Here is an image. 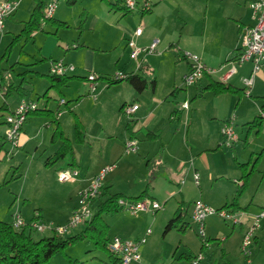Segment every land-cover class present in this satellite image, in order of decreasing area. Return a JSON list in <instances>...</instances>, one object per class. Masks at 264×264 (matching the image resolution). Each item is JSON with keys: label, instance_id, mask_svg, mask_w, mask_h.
I'll list each match as a JSON object with an SVG mask.
<instances>
[{"label": "crops", "instance_id": "0c3cea01", "mask_svg": "<svg viewBox=\"0 0 264 264\" xmlns=\"http://www.w3.org/2000/svg\"><path fill=\"white\" fill-rule=\"evenodd\" d=\"M1 1L2 0H0V2ZM16 1H18L17 9L4 20L5 22L8 21V19L13 18V16L16 14L18 15V12L21 11V3L23 0ZM48 1L50 0H45V2ZM165 1L166 0H149L150 9L147 11H141V8L139 7L142 3V0H139V7L136 9L139 13L138 20L136 17L135 20L133 18L134 21L137 20V26L142 27L141 34L139 35H134L133 33L134 29L132 26L134 21H130L132 17L129 18V16H127L129 13H114L116 10H110L107 8V12L104 10L106 15L105 24L116 27L118 29V34L110 35L106 40L103 41V44L100 40V45H90L87 43V39L83 38L81 36L82 33H80L76 37L77 42L75 43V47L71 46L70 48L68 46L66 48V50L73 49L69 52L65 53L61 51H55L51 53H42L43 51L41 50L39 51L41 54L40 61L34 57V60H38L34 62H40L35 66H30L31 63L29 61H22L20 65L22 77L20 78L21 80L19 82H21L23 89L21 94L15 93L17 94L16 100H11L10 102L9 99H6V105L8 107L7 114L11 112L16 106H18L17 104L20 103L21 100L35 101L39 111L31 112L27 115L26 120L21 128V132L18 136V145L15 148H26L31 143L33 144L34 141L36 142V144H34V149L37 151L38 148L45 146L44 142L47 140H49L50 144L58 143L59 145L60 141H56L54 143L51 142V135L54 126L51 120L55 118L62 128L64 135L68 138L69 134H66L64 126L71 128L72 136L69 139L72 140L74 156L73 165L67 164L66 160L62 159L61 164L56 167L55 171L65 167H74L78 170V176L74 181H70V183L74 184V190L72 191L73 194L71 196L66 195L63 198L56 196L55 200L53 201V207L55 206L54 214H51V210L40 204L39 206L34 207V212H32L31 215H29L26 219H24L22 216L21 217L23 218L24 222L37 219L48 226L51 224L57 225L66 222L77 203V195L79 191L88 186L89 181H91V179L97 174L101 167L107 164L115 163V166L113 165V169L106 174L103 180L101 195L103 194L106 196L108 194L120 193L123 198L133 199L135 196L139 195V193L146 191V197H150L158 201V198L155 196H160V198L164 199L165 204L171 197L175 196L176 194L180 195V200L177 202V205L173 207V209L167 208L160 214L149 212H138L135 214L130 212L115 213L117 216V218H115V222H118L119 224L117 223L116 227H112V234H109L110 237L118 236L125 239H136L141 236H145V242L138 246L140 251V260L135 263L132 262V264H179L186 258H188L186 259L187 262H190L191 264L192 257H194L198 252L203 253V258L198 262V264H234L232 259H230L231 249L227 243L230 237H227V234L228 232H233L235 225H239V242H241L245 228L243 224H232L222 219V221L224 220V222L231 224L230 229L225 226L215 227L210 223V217L216 218L218 216H208L205 220L204 230L208 239L207 247H203L201 241L195 246L190 245L187 240L184 241V237L186 235L185 231L187 230L188 225H190V222H187L186 220L187 226L185 225V228L174 230V232H176L179 236H177L176 240L173 239V236H167L168 233L173 231V229L168 232L164 231L163 234L159 233L161 229H159L158 233L156 232L159 223H161V226L164 229L165 224L172 217L179 203L185 202V199H183V190L178 189L176 193L172 187L166 189L165 194L157 193L155 188V180L162 175L166 167L167 159H177L181 154L179 148L180 142H182L186 148L188 141L185 138H187L190 127L188 129L184 128V120L191 119L192 122V119L196 113H198V111H205L210 118L214 119V123H217L216 126L214 125V129L212 131L214 133V136L212 134V138L215 139L216 137V139L213 141L217 146L215 148H211V145H207L212 142L210 138L211 134H209L207 137L208 140H206L205 143L206 145L201 147L203 148L202 152L213 151L211 153H215L216 155L219 154V148L224 147L221 144L222 135L220 133V127L227 117H229L228 113H220L224 109V103L227 101V98H225L226 95H234L236 97V102L233 107V110H235L236 113L233 117L234 129L238 134L237 137L239 139L231 147L232 150L235 152L234 149H236L235 146L238 142L245 146L248 138L247 135L251 131H254L256 135L259 134L261 130L264 133V119L262 118H260L261 125H259L258 133H256L255 129L248 132V127L245 125L246 122H250L254 117L257 116L260 110L259 108L264 103V86H259L260 83L264 85V64L261 70L257 71V78L259 82L254 85V80L256 77L254 76L253 84L250 88L249 94L247 95L249 97L255 95L257 97L256 100L249 98H244L242 100L240 99V96L244 93L245 85L244 83L239 85L238 82L240 79L242 81L243 78L249 76L251 72L250 69L252 68V63L250 61L235 64L234 72L228 77H225V70H227L229 67L228 65H225L219 69V67L225 63L226 60L230 59V57L234 58L237 55L239 48V30L242 26L253 23V20L250 17L251 11L246 4V0H205L204 11L200 17L201 28L199 34L192 36V39L189 36L187 40L181 38V36H179L176 40L164 39L162 46L168 44V46H166L168 51L160 53V51H158L160 41L158 38L154 37L163 34L161 32L162 22H160L158 28H156L154 24V17L158 14L161 17L160 5ZM31 4L33 6L34 0H32ZM30 8L25 10L28 12ZM184 8L185 9H183V7L181 8L180 6H176L175 10L177 11V14L180 15L181 19L183 18L184 20L191 22L192 16H194L196 13V9H194V7H192L190 4ZM83 12L85 11H82L81 14ZM65 14L66 12L61 10L60 5H57L56 9H54L52 19L65 22ZM159 15L156 17H159ZM28 17V14L26 17H17L15 20H19V24L16 25L12 23L13 28H15V26L22 28L24 21H26ZM99 20V16L97 15H92L91 17L87 16L85 19V24L88 26V28L95 30L98 26ZM49 23H52V20ZM10 25L11 24L8 22V28ZM51 25L56 26L54 23ZM5 26L6 25L4 24V29ZM137 26H135V28ZM55 28L57 30L59 27L56 26ZM31 35L33 37V44H37V40L40 38L38 37L39 33L32 32ZM123 38L126 41L124 42L125 45L123 52L126 50L130 51V48L127 45V41L129 39H132L138 46H146L150 44L152 40L156 39L158 40L156 51L150 54H140L136 59L137 61L131 60V56V58L127 56L124 58L125 60H122L121 55H118V59L114 64L115 67L112 66V64L108 65L105 60V53L110 50H115L116 46ZM42 39L44 40V38ZM60 41L63 42L65 39L61 38ZM26 42L27 40H24V43ZM64 46L66 47L67 43ZM183 51H189L198 55L201 61L207 67L214 68L216 71L212 74L204 72V74L194 84L185 85L183 78L188 72L189 64L182 56ZM21 53L24 54L27 52L21 49ZM128 55L130 54L128 53ZM169 55H171L170 58L172 57V61L169 60L170 58L168 59ZM66 58L69 59L65 60ZM57 59H61L65 63L70 62L74 66V69L72 72L64 75L71 78L67 81L66 85H63V90L60 91V97L57 99L56 111L54 112L52 107L49 105L48 94H50L49 92L51 89H59V87L62 86H51V81L49 78L51 75L49 73V63L51 60ZM167 59L169 61H167ZM43 60H47L45 66ZM121 62L122 65L118 67ZM140 63H143L144 66H147L146 71H151V74L154 75L155 86H153V89L147 87L142 91L137 92L126 80H122L117 83H109V77L112 76V74L116 71H121L124 73H142L143 70L140 68L141 66H139ZM164 64H170L168 67L171 68V71L168 72L167 75L163 74L161 71V68L163 69ZM90 72H95L101 76L98 78L96 83V88L93 92L94 94L89 92L88 82L86 80V75ZM201 81L203 84H201ZM212 81H217L224 85H232V87L241 90L238 93L224 92L221 94H213L210 89L206 88L207 84ZM2 82H6V78L4 76L0 77V85ZM251 90H255L254 93H252ZM83 93L85 95H83ZM11 96H13V94ZM75 96L77 98L79 96H87V98L91 99L89 103H91L92 106V117L88 119V124H90L92 128L96 129L94 131V139L97 138L98 141L104 142V147L91 148V143L88 141L89 130L86 127L87 124L82 119L77 117L72 108L71 113L74 115V120L75 118L79 120L85 134L84 141L82 143L73 142L74 120L70 119L68 116L63 117L64 111L61 109V106L65 105L67 107L66 103ZM41 97L45 98V100L42 101V104L38 105ZM84 97L81 98V100L78 99L76 101L75 105L77 107L82 103L83 100L87 99ZM61 99L64 100L62 105L59 104ZM184 100H188L189 102L187 109L180 107V104ZM3 101H5V99ZM247 101L252 103V107L250 109H247L245 105ZM134 103L138 105V108L130 117H127L126 114H123L120 108L124 104ZM192 104H194L193 111ZM44 108L50 110L52 114L50 116H46L45 112L42 110ZM175 109L180 110L178 120L172 119L171 117V112H173ZM184 110L188 111L186 118L183 117ZM217 119L219 121L216 122ZM128 120L133 121L130 131H127L125 128ZM237 120L241 122V131L245 132L244 138L242 139L240 138L239 132L237 131ZM42 125L46 128L45 132H43V128L40 127ZM4 128L5 129L1 139L3 144L0 145V154L3 153L4 157H6L5 153L10 150V146L8 145L9 147L6 148L7 142L4 138L6 133L5 123ZM139 131H142L141 137L138 136ZM148 131L152 135L147 136L146 133ZM217 136L219 138L221 137V139H217ZM129 138H133L134 141H136L135 151H125L124 143ZM58 145L54 149V152ZM84 147L88 148V151H86L88 153V158L87 156L82 158L81 152L85 151ZM15 148L10 151V156L11 154L16 153ZM122 148L125 154H135V156H126V158H124L122 156L123 154L121 155ZM263 148L264 146L260 149L263 150ZM188 149L189 152L191 150H195L194 152H198L200 150L199 147L194 145V143H190V148ZM256 150L257 149H251L248 155H245L240 159L237 157L236 153L234 155V160L237 167H234L232 172L229 173L230 175H228L233 179H228L227 181L232 180L233 184L226 187V199L233 193V191L236 194V189L243 182L242 171L239 167V163H244L246 161L248 162V160H250L251 165L254 166L253 171L248 176L246 185L243 189L244 191L247 184L250 182L249 186H251V188H249L250 191L248 194H250V196L248 197V201L245 205L236 203L237 205L234 211L243 209L251 213H257L262 208H264V164L262 169H258L257 161L260 158V150ZM77 152H80V154L76 155ZM116 163L119 164V166ZM198 167L194 166L192 168V180L194 172L199 174ZM256 171L261 173L260 180L257 183L255 182L256 180H254V178L250 180L252 177L251 175H253ZM166 178L167 180L171 181V179H168V176ZM183 183L184 180L178 183V186ZM261 185L263 190L262 192H259ZM150 186L152 187V191H150ZM196 186L200 187V183ZM213 202L216 208L223 207L225 204H231L227 203V200L223 201V203L220 201L217 203L215 200H213ZM93 206L94 205L92 204V208ZM230 209L233 208L230 207ZM190 215L191 212H188L186 219H189ZM12 218L13 214L11 219L8 221H12ZM250 218L252 217L250 216ZM149 224H154V232L151 230ZM148 228L151 231L148 235H146L144 232H146V229ZM46 230L49 232V234L46 236L52 235L53 232L51 230ZM260 231L261 229L259 228V230H257L255 233L254 240L252 241L253 243H256L258 240ZM213 240L222 242V247H220L218 257H214V250L218 243L212 242ZM239 242L237 249L239 252H241ZM182 246L183 248H181L182 250H180V254L176 256V253ZM185 256L187 257L185 258ZM218 259L220 260L219 263H217ZM245 262L246 264H251L249 258L246 259Z\"/></svg>", "mask_w": 264, "mask_h": 264}, {"label": "rangeland", "instance_id": "374dc122", "mask_svg": "<svg viewBox=\"0 0 264 264\" xmlns=\"http://www.w3.org/2000/svg\"><path fill=\"white\" fill-rule=\"evenodd\" d=\"M56 0V4L59 6L62 11H65V22L66 26H60L56 30V26L51 25L52 23H49L51 21H47L42 29L33 31L38 32L39 35L37 44H33V37L32 35L29 36L26 43H24V37L20 38L19 40L15 41L10 49L9 52L5 56L4 49L6 45L11 41L12 37L19 33L21 30V27L15 26L13 28V24H19V20H15L17 17H26V15L30 14L29 11L32 9V0H23L21 3V11H19L18 15L16 14L13 16V18L8 19V21H4L5 29H2V32L0 34V77H5L6 82L12 81L18 83L22 77L21 74V63L22 61H29L31 63L30 66H35L36 64H39L40 62H34V61H40L41 54L39 51H43L42 53H51L55 51H61V52H69L73 49L66 48L69 46L71 48L72 44H75L77 42V36L78 34L82 33V37L87 39V43L90 45H100V40L103 41L106 40L110 35L112 34H118V29L114 27L113 25L109 26L105 24V11L107 12V8L109 9V2H114L115 0ZM31 2V3H30ZM31 4V5H30ZM55 4V9L56 5ZM191 5L196 9V13L194 16H192V21L188 22L186 20H183L180 18V15L177 14L176 6H180L181 8L185 9L184 7ZM30 5V7H29ZM172 5V6H171ZM18 7V6H17ZM30 8V10L27 12V10ZM138 7H139V0H138ZM175 7V8H174ZM205 7V0H166L164 3L160 5L161 10V17H154V24L156 28H158V25L160 22H162V29L161 32L163 34H160L159 36H155L154 38H158L160 43L158 46V51L160 53H164L168 51L167 47L168 44L165 46H162V42L164 39H173L176 40L179 36L184 39H188L190 36L192 39V36L199 34L201 23H200V17L204 11ZM27 9V10H25ZM105 10V11H104ZM82 11H85L81 14ZM114 13H123V10H118ZM81 14V16H80ZM92 15L99 16V22L98 26L95 30L88 28V26L85 24V21L83 22L82 26H79L80 20L85 19L88 17H91ZM130 19V21H134L135 17L138 20L139 13L138 11L132 10L131 13L127 14ZM134 18V20H133ZM19 19V18H18ZM137 20L134 21L133 29L135 30V26H137ZM8 22L11 24L8 28ZM4 26V25H3ZM19 27V28H18ZM9 29V30H8ZM44 38V40L42 39ZM65 39V41L61 42L60 39ZM153 41V40H152ZM99 42V43H98ZM125 39L123 38L121 42L116 46L115 50H110L106 52L105 60L108 65H111L115 67V61H117V56L121 55V59L125 60L128 55L129 50H126L123 52V48L125 45ZM64 43V44H63ZM67 43V46L64 45ZM42 47V48H41ZM21 49L26 51L27 53H21ZM122 51V52H121ZM122 53V54H121ZM72 55V54H71ZM70 55V56H71ZM74 56V54H73ZM171 55H169L168 59ZM34 57L38 60H34ZM152 57V56H149ZM131 58V57H130ZM69 58H66L67 60ZM167 61H172V57ZM131 60L137 61L136 59L131 58ZM47 60H43L44 66L46 64ZM67 63V62H66ZM71 64L70 62H68ZM122 65V62L119 64L118 67ZM170 65V64H169ZM168 64H164L163 69L161 68V71L163 74H168V72L171 71V68L168 67ZM172 67V66H171ZM28 74V73H27ZM29 75V74H28ZM255 84L259 82L257 78V73L255 74ZM248 77V76H247ZM246 78V77H245ZM244 80V78H243ZM242 80V81H243ZM203 81V80H202ZM201 81V84L203 82ZM241 79L239 80V85H242L244 81L242 82ZM2 82L0 85V106L4 102V96L3 92L5 91V83ZM245 85V84H244ZM259 86H264L262 83H260ZM63 86L57 88H53L50 90V94L48 97L49 105L52 107V110L56 111V105H57V99L60 97V91L63 90ZM246 87L244 88L243 95L240 96V99L249 98L256 100L257 97L255 95H252L251 97L247 96L245 93ZM255 90H251L252 93H254ZM34 94V93H33ZM32 94V95H33ZM83 95H85L83 93ZM31 96V95H30ZM209 96V95H208ZM84 96H79L78 98L72 97L71 100H69L66 104L67 107L61 106V109L64 111L63 117L68 116L70 119L74 120L73 113L70 112V110H74L77 117L82 119L87 124V129L89 130V137L88 141L91 143V148H102L105 146L104 142L98 141V139H94V131L96 129L92 128L90 124H88V119L91 118L92 114V106L90 98H87L82 101V103L77 107L76 101ZM76 98V99H75ZM227 98L226 102L224 103V112L223 110L220 113H228L229 117H233L236 113L235 110H233L234 104L236 102V97L234 95H226ZM9 101L16 100L17 94H13V96L8 98ZM47 99V98H46ZM70 99V98H69ZM45 98L41 97L39 100V104H42V101H44ZM193 105L192 104V111H193ZM247 109H250L252 107V103L250 101L246 102ZM77 107V108H76ZM221 110V109H219ZM187 110H184L183 117L186 118ZM249 112V111H247ZM7 114V110H0V141L2 139V134L4 132V119ZM208 114L205 111H198L194 118L184 120V128L188 129L189 132L187 135V146L185 148V145L180 142V152L181 154L178 156L177 159L168 158L166 167L162 173V175L155 180V188L157 193L165 194L166 189L169 187H172L173 190L177 193V190H183L185 203H188L189 208L187 212H191L192 204L196 200H201L212 207L215 205L213 204V200L215 202H222L228 201L227 203H231L234 200L235 192L228 196V198H225V194L227 191L228 186L233 184L232 180L227 181L228 179H233L229 173L232 172L234 167H237L234 155L236 153L237 157L240 159L244 157L245 155H248L251 149H257L256 151L260 150V158L257 161V167L258 169L263 168L264 164V149H260L264 146V133L261 130L259 134H255L254 131H251L247 136V143L245 146L241 145L239 142L236 144L235 152L232 150V148H219V154L211 153L213 151H205L202 152L201 147H204L206 145V140H208L209 134H211V140L210 144L211 148H215L217 145L214 144V141L216 139L212 138L214 136L213 127L216 126L217 123H214L213 118H208ZM227 117V118H229ZM30 119V118H29ZM219 121L218 119L216 122ZM238 127L237 131L239 132L240 138H244L245 132L241 131V122L237 120ZM43 128V132L46 131L45 126H40ZM64 130L66 134H69V138L72 136V130L70 127L64 126ZM142 131L138 132V136L141 137ZM185 133V132H184ZM213 134V136H212ZM186 135V134H185ZM182 139V138H181ZM217 139H221L217 136ZM41 142V140H40ZM190 143H194L196 147H199L198 152H194L195 150H191L189 152ZM36 142L33 141V144L31 143L26 148H15L16 153L11 154V156L4 157L3 153L0 154V220L2 221H8L11 219L12 214L18 213L20 216H22L24 219H26L29 215H31L32 212H34V207L41 205H44L47 207V209L51 210V214H54V200L56 196L58 197H65L66 195H72V191L74 190V184L70 182H63L57 180L56 177V167L61 164V160H58L54 162L52 165L46 166L45 161L47 158H49L53 153L54 149L58 145L56 144H50L49 140L44 142V147L38 148L37 151H35V145ZM9 144H6V148H8ZM184 145V147H183ZM215 145V146H212ZM75 146V145H74ZM243 146V147H242ZM206 147V146H205ZM85 151L81 152L82 158L86 157L88 158V151L87 147H84ZM15 152V151H14ZM80 152L76 153V155H79ZM123 154V155H122ZM205 154V155H204ZM121 155L126 158L127 157H133L135 154H125L123 151V148L121 150ZM256 155V154H255ZM262 155V156H261ZM200 156V158H199ZM192 163V164H191ZM117 164V163H116ZM115 166V163L112 164ZM119 166V164H117ZM116 165V166H117ZM200 165V166H199ZM194 166H199L198 171L200 174V187L196 186V183L194 184V181L192 180L191 174H192V168ZM222 177H221V176ZM168 176V179H171V181L167 180L166 177ZM213 176V177H212ZM252 180H256L257 183L260 180L261 173L256 171L253 175H251ZM182 180H184V183L178 186V183H180ZM249 180V181H250ZM231 182V183H230ZM250 182L247 184L245 190L240 193L235 201L237 204L245 205L248 201V197L250 196L249 191L251 186H249ZM259 192H262V185L260 186ZM150 191H152V187L150 186ZM158 198V202L161 204L162 208L156 211L155 213L160 214L165 209H173L174 206L177 205V202L180 200V195L176 194L175 196L171 197L168 202H166L163 198H160V196H155ZM59 199V198H57ZM244 203V204H243ZM216 208V206L214 207ZM220 208H226L229 210L230 207H220ZM218 209V208H216ZM239 212H245V215L242 217L243 221L242 224L244 225V230L246 227L253 221L252 218H250L251 215L258 214L257 213H251L249 211L238 209ZM119 212H129L127 210H124L121 208ZM118 213V212H117ZM252 217V216H251ZM115 218L117 216L115 214L105 215L104 220L110 225L109 234H112V227H116ZM218 218V219H217ZM187 222H190V225H188L186 232V235L184 237V241L187 240L190 245L195 246L197 245L201 240L200 237L196 233V226L193 223V221L189 219H185ZM210 223L217 226H225L230 229L231 224L228 222L222 221L219 217H210ZM64 224V223H61ZM119 224V223H118ZM164 225V224H163ZM258 228L261 229L259 232L258 240L256 243H253L250 248V255L249 259L251 261V264H264V217L259 220ZM151 230L154 232V224H149ZM239 225H235V228L233 229V232L227 234V237H230L228 240V245L231 249L230 259H232L234 264H246L245 260L248 259L244 256L239 250L237 249V245L240 239L239 234ZM81 229V226H78L77 228L73 229L70 232L71 234L77 233ZM159 229L160 232H159ZM228 229V230H229ZM171 231L168 233L169 236H173V239L176 240L177 233ZM256 230V232H257ZM230 231V230H229ZM156 232L163 234L164 229L161 226V223L157 226ZM255 232V233H256ZM49 232L45 229L42 232L34 233V238L42 237L48 235ZM108 234V235H109ZM179 237V236H178ZM212 242L218 243L214 250V257L219 256L220 247H222V242L218 240H213ZM180 249L176 253V256L180 254ZM68 258L78 259L81 261H84L85 264H108V257L106 253L103 250L96 249L94 247V244L91 241H80L74 245L68 246L63 254H56L51 258L50 264H65L67 262ZM219 263V259L217 260ZM179 264H190L187 260H182ZM207 264V263H203Z\"/></svg>", "mask_w": 264, "mask_h": 264}, {"label": "built area", "instance_id": "2783aa9c", "mask_svg": "<svg viewBox=\"0 0 264 264\" xmlns=\"http://www.w3.org/2000/svg\"><path fill=\"white\" fill-rule=\"evenodd\" d=\"M248 8L251 11V18L253 20L252 24L244 25L239 30V48L238 53L234 58L226 60L219 69L228 65L229 67L225 70V77H228L234 72V65L238 63H243L250 61L252 63L251 72L248 77L244 78V84L246 87L245 93L249 94L250 88L253 84L254 76L257 71L261 70L264 64V0H246ZM56 0H50L46 3L43 8V15L41 19V27L45 24V20L51 18L55 9ZM127 10L138 9V0H124L123 2ZM18 1L16 0H2L0 2V34L3 29L4 20L11 15L17 9ZM141 11H147L150 9L149 0H142L140 5ZM142 27L137 26L133 31L134 35L141 34ZM158 40L154 39L150 44L146 46H138L132 39L127 41V45L130 48L129 54L133 59H137L140 54H150L156 51V45ZM75 47V44L71 45ZM182 56L187 60L189 64L188 72L184 75L183 82L185 85L194 84L199 78L205 73L212 74L216 71L214 68L207 67L200 59V57L189 51H183ZM74 66L69 63H65L61 59L51 60L49 63V73L56 76H64L69 72H72ZM127 73L116 71L110 76V80L124 79ZM99 74L95 72H90L86 75V80L88 82L89 92L94 94L96 88V83ZM64 103V100H60V105ZM37 103L32 100H21L11 112L6 114L4 122L6 124L5 130V141L9 144L10 150L5 153V156L10 155V151L17 147L18 136L21 132V128L26 120L27 115L36 110L38 107ZM189 106L188 100H184L180 107L187 109ZM138 108L137 104H124L121 111L130 117L133 112ZM125 115V116H126ZM258 116L264 119V110H259ZM220 133L222 137L221 144L225 148H231L238 141V134L234 129V117L227 118L220 127ZM124 148L126 152H132L136 150V141L133 138H129L124 143ZM113 169L112 164L104 165L99 169L97 174L89 181L88 186L81 189L77 195V203L73 208L69 218L64 222V224L57 225H46L45 223L35 219L28 222H24L23 218L18 214H13L12 225L14 227L28 226L35 232H42L45 229H49L52 232L59 235L70 234V232L81 226L85 221L91 220L93 215L92 201L97 198L103 188V180L108 172ZM78 176V170L74 167H65L56 171L57 180L60 182H70L74 181ZM199 174L197 172L193 173V181L196 185L199 184ZM117 204L120 208L129 211L132 214L138 212H149L155 213L162 208L161 204L150 198L144 197L141 199H129L120 197L117 200ZM37 215V214H36ZM210 215H216L225 221L232 224H242V217L245 212L233 211L226 208H214L210 205L205 204L201 200H196L192 204L190 218L196 226V233L200 237L203 247L208 246V239L205 233V220ZM252 222L246 227L243 232L240 250L246 258H249L250 248L253 244L256 228H258V223L261 218L264 217V208H262L258 214L251 215ZM150 229H146L144 232L146 235L150 233ZM145 242V236H141L136 239H125L118 236L111 237L107 244V249L118 259V264H132L140 260L139 247ZM203 258V253L198 252L194 257H192L191 264H198V262Z\"/></svg>", "mask_w": 264, "mask_h": 264}, {"label": "trees", "instance_id": "16d2710c", "mask_svg": "<svg viewBox=\"0 0 264 264\" xmlns=\"http://www.w3.org/2000/svg\"><path fill=\"white\" fill-rule=\"evenodd\" d=\"M75 1V0H73ZM72 1V2H73ZM107 1V0H106ZM124 0H115L114 2H109L110 10H123L125 13H130L131 10H127L123 4ZM47 2L45 0H34L33 7L31 9L29 17L26 21H24L21 30L18 34L14 35L11 41L6 45L4 49L5 56L7 52L10 51L13 43L24 37L25 41L28 40L29 36L33 31L42 29L41 27V19L43 15V8L45 7ZM56 24L57 27L66 26V22L59 21L51 18L45 20L51 21ZM84 19L80 20L79 26L81 27ZM140 68L143 70L142 73H127L124 79L119 80H110L109 83H117L122 80L128 81L137 92L142 91L143 89L149 87L153 89L155 86V77L152 72H147V66H144L143 63H140ZM145 69V70H144ZM51 86H63L66 85L67 81L71 78L69 76H56L50 75ZM206 88L210 89L213 94H221L224 92L238 93L241 89H237L232 87V85H224L217 81H212L207 84ZM22 84L14 83L12 81H8L5 83V91L3 92V96L5 101L0 106V110H7L8 107L6 105V99H8L12 94L17 93L21 94L22 92ZM264 99V95H263ZM123 106V105H122ZM122 106L120 109H122ZM260 110H264V103L259 108ZM46 116H50L52 112L47 109H42ZM39 108L33 110L32 112H38ZM72 112V110H70ZM180 110L175 109L172 113V119L178 120ZM31 113V112H30ZM53 126L51 142L60 141L55 152L46 159L45 165H52L54 162L58 160H66L67 164H74V156H73V147L72 140L66 137L63 133L62 128L55 118L51 120ZM132 120H128L125 128L127 131H130L132 128ZM5 123V122H4ZM248 127V132L250 130L255 129L256 133L259 132V125H261V119L257 116L254 117L250 122H246L245 124ZM147 136L152 135L149 131L146 133ZM84 130L77 118L74 120V143H82L84 141ZM3 142L0 141V145ZM264 149V148H263ZM248 162L239 163V167L242 171V180L241 185L236 189V194L234 200L231 204H225L223 207H232L236 208V197L243 191L248 176L253 171V165ZM122 197L120 193H113L108 195H99L92 201L93 206V215L91 220L85 221L81 225V229L74 234H66L59 235L56 233H52L49 236H42L38 238H34V230H32L28 226L23 227H14L12 225V221H2L0 220V264H50L51 258H53L56 254H63L64 250L70 246L74 245L80 241H91L94 244L96 249L103 250L108 257V264H118V259L115 257L106 247L111 237L109 234V225L104 220L105 215L115 214L121 210L120 206L117 204L118 198ZM146 197V191L143 193H139V195L135 196L133 199H141ZM188 203L181 202L177 206L175 212L172 217L167 221L164 227V231L168 232L172 229H183L187 225L185 219L188 214ZM186 225V226H185ZM187 256H185L186 258ZM188 259V258H186ZM65 264H85L84 261L68 258Z\"/></svg>", "mask_w": 264, "mask_h": 264}]
</instances>
